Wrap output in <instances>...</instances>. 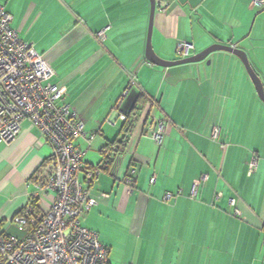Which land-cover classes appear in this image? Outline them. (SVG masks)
<instances>
[{
	"label": "crops",
	"instance_id": "obj_1",
	"mask_svg": "<svg viewBox=\"0 0 264 264\" xmlns=\"http://www.w3.org/2000/svg\"><path fill=\"white\" fill-rule=\"evenodd\" d=\"M253 1L155 0L153 51L175 61L178 42L192 44V55L214 44L236 46L264 88V5ZM0 6L53 71L50 82L65 89L62 102L84 125L75 144L86 151V167L113 157L119 146L110 143L123 127L117 113L135 108L118 166L106 162L89 186L92 197L109 198L81 219L108 249L109 264H264V104L236 56L215 52L209 65L148 64V0H0ZM130 76L136 86L117 112ZM161 116L157 145L148 130ZM51 151L28 121L13 143H0V230L21 235L11 221L34 194L30 179ZM253 155L257 168L248 175ZM131 167L138 173L127 185ZM203 175L207 181L191 197ZM233 197L237 216L228 204ZM37 207L45 211L48 203Z\"/></svg>",
	"mask_w": 264,
	"mask_h": 264
},
{
	"label": "built area",
	"instance_id": "obj_2",
	"mask_svg": "<svg viewBox=\"0 0 264 264\" xmlns=\"http://www.w3.org/2000/svg\"><path fill=\"white\" fill-rule=\"evenodd\" d=\"M253 4L261 7L264 0H254ZM10 21L11 16L0 6V143H13L21 132L22 123L28 121L39 130L52 151L30 179L34 194L27 206L11 221L22 236L15 237L0 230V264H109L108 249L99 241L97 233L81 224L82 217L92 207L109 198L107 194L92 197L89 193V186L100 171L84 165L86 151L75 144L85 136L84 125L62 102L65 89L50 82L54 75L51 68L10 27ZM104 37V31L95 35L99 42ZM193 51V45L187 42H178L175 46V53L181 59L190 57ZM135 86V77L130 76L122 98L115 105L117 112ZM117 114L122 122L126 120L123 113ZM164 123V117H153L148 130L157 145L163 138ZM218 132V128L212 130L213 140L218 138ZM94 136L91 135L88 144ZM257 161L256 155L249 160L248 175L256 171ZM137 173V168L131 167L125 183L131 185ZM207 179L203 175L194 181L191 197ZM149 182L153 184L155 177ZM220 195L218 193L217 197ZM171 198V194H166L163 200ZM44 200L48 207L37 215L35 203L37 207V203ZM228 204L233 215L240 214L236 197L230 198Z\"/></svg>",
	"mask_w": 264,
	"mask_h": 264
},
{
	"label": "water",
	"instance_id": "obj_3",
	"mask_svg": "<svg viewBox=\"0 0 264 264\" xmlns=\"http://www.w3.org/2000/svg\"><path fill=\"white\" fill-rule=\"evenodd\" d=\"M149 1V15H148V25H147V33H146V41H145V49H144V57L146 61L152 65H155L160 68H171L180 65L186 64H195L206 61V64L209 65V60L207 59L210 54L215 52H227L231 53L236 56L241 63L243 64L247 75L249 76L254 89L256 91L257 97L259 100L264 104V88L256 73L253 71L248 58L245 52L236 46H224L214 44L209 46L204 51L197 53L195 55H191L188 58L179 59L175 61H165L158 57L155 52L153 51L151 45V36H152V29H153V20L155 14V0H148Z\"/></svg>",
	"mask_w": 264,
	"mask_h": 264
},
{
	"label": "trees",
	"instance_id": "obj_4",
	"mask_svg": "<svg viewBox=\"0 0 264 264\" xmlns=\"http://www.w3.org/2000/svg\"><path fill=\"white\" fill-rule=\"evenodd\" d=\"M136 116L135 114V108L132 109V111H130V113L128 115H126V120L123 122V127H122V131H121V137H119L118 139H116L114 142L110 143L111 145H116L119 146L118 149L115 148V152L113 157L107 159L104 158L103 162L101 163L102 165H98L96 167H92V168H98L100 173L101 171L104 169L105 163L107 162V164H109L110 166H112V168L114 167V169L118 166L119 161L122 157V152H123V148L126 144V138H127V134L128 131L131 129V124H132V119ZM121 147V148H120ZM101 154L103 156H106V147L101 151ZM35 208H36V214L38 215V213L40 212L39 208L36 207V203H35ZM21 212V211H20Z\"/></svg>",
	"mask_w": 264,
	"mask_h": 264
},
{
	"label": "rangeland",
	"instance_id": "obj_5",
	"mask_svg": "<svg viewBox=\"0 0 264 264\" xmlns=\"http://www.w3.org/2000/svg\"><path fill=\"white\" fill-rule=\"evenodd\" d=\"M13 236V235H12ZM15 237H21L22 235L18 234V235H14Z\"/></svg>",
	"mask_w": 264,
	"mask_h": 264
}]
</instances>
